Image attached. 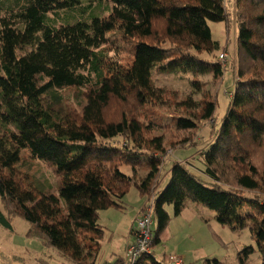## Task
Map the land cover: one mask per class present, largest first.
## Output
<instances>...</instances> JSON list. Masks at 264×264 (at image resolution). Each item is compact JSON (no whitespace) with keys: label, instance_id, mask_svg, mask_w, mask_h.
<instances>
[{"label":"trees","instance_id":"trees-1","mask_svg":"<svg viewBox=\"0 0 264 264\" xmlns=\"http://www.w3.org/2000/svg\"><path fill=\"white\" fill-rule=\"evenodd\" d=\"M85 1L108 14L57 25L81 0L0 5V228L14 233L20 219L25 238L66 263L95 264L86 251L98 252L105 234L99 212L122 208L134 188L153 213L150 251L133 264H173L175 254L154 253L171 239L168 212L178 217L188 203L231 231L247 229L256 250L238 260L256 252L264 264V0H233L235 70L220 119L199 78L225 71L215 54L228 37L214 41L209 23L227 22V0ZM165 75L190 92L166 86ZM190 149L202 155L203 180L173 157ZM20 151L51 168L54 191H37L18 171Z\"/></svg>","mask_w":264,"mask_h":264},{"label":"rangeland","instance_id":"rangeland-1","mask_svg":"<svg viewBox=\"0 0 264 264\" xmlns=\"http://www.w3.org/2000/svg\"><path fill=\"white\" fill-rule=\"evenodd\" d=\"M9 1L0 0V5H6ZM22 2L20 1L19 5H22ZM227 6L230 10V18L228 17L227 22L209 23L211 37L214 41H219L222 46H225L228 37L226 46L228 50L218 51L215 54L216 59L223 65L222 67H226L225 71L218 81H214L209 75L199 78L200 82L204 83L203 89L208 90L209 94L216 98L215 117L218 119L224 115L226 106L231 99L229 93L233 88L231 83L232 78H234L233 71L235 70L233 55L236 59L233 0H227ZM107 14L108 11L104 9L103 4L99 5L96 2L89 4L87 1L81 0L79 6L76 7V11H60L61 18L57 19L55 23L57 25L72 24L80 19L89 20L92 16L105 17ZM226 23L229 24L228 29L226 28L228 33L225 30ZM109 36L108 34L107 38ZM120 50L122 56L129 55L126 48H120ZM201 57L205 58L204 55ZM164 78L172 79V81L166 82V86L179 89L186 92V94L190 92L188 81H183L180 77L174 75H165ZM201 92V89L198 90L195 96H199ZM1 112H3V109H0ZM157 134L162 136L161 133ZM162 138L164 147L168 149L167 136L163 135ZM20 153L22 160L18 164V171L23 174H30L36 179V182H38L37 187L35 186L37 191L43 192L48 189L54 191L58 178L51 168L44 163L32 160L26 152L20 151ZM173 157L180 162H184L194 176L204 179L202 174L204 162L197 149L180 151ZM121 171L127 175L130 174L128 168H121ZM162 176V187L164 188L169 181L168 166L163 170ZM142 203L143 205L139 211ZM147 204L148 201L144 202V199L138 196L137 190L132 188L125 196L122 208L99 212V224L104 228L105 234L99 242L98 252H93L90 248L86 251V253L90 252L92 255H96L95 264H117L119 258H124L123 264L126 263L127 250L129 246L134 245L140 233L138 221L142 215L153 213L151 206L145 207ZM246 211L249 212V209L244 207L243 212ZM168 215L171 218L168 227L171 239L164 243V246H157L154 253L157 258L162 255L168 257V255L175 254L178 257L175 255L173 257L178 258L184 264H242L238 260V254L247 248L256 250V244L251 240L247 229L231 231L229 227L216 221L213 211L201 205L188 203L187 208L180 216L174 217L172 209L168 212ZM156 223L157 221L154 220L152 229H155ZM13 225L14 233H8L0 228V245L4 246L5 242H9L8 238H12L11 252L0 250V264H39L42 260L45 264H69L57 255L55 249L43 247L36 239L25 238L24 234L27 228L25 222L15 219ZM130 239H132L131 242L126 246ZM88 243L92 244L89 241ZM92 246L96 248V245L92 244ZM248 264H262L258 253L255 252L249 255Z\"/></svg>","mask_w":264,"mask_h":264},{"label":"built area","instance_id":"built-area-1","mask_svg":"<svg viewBox=\"0 0 264 264\" xmlns=\"http://www.w3.org/2000/svg\"><path fill=\"white\" fill-rule=\"evenodd\" d=\"M224 55L227 58V55L225 53ZM151 215H142L140 220L138 221V228L140 229V233L138 234L134 245L129 246L127 250L128 264H133L142 254L148 253L150 251V242L152 240V236L149 232V228L152 225ZM171 259L173 264H183L178 258H174L172 256Z\"/></svg>","mask_w":264,"mask_h":264},{"label":"crops","instance_id":"crops-1","mask_svg":"<svg viewBox=\"0 0 264 264\" xmlns=\"http://www.w3.org/2000/svg\"><path fill=\"white\" fill-rule=\"evenodd\" d=\"M142 205H143V203L140 205V207H139V211H140V209H141V207H142ZM2 237V236H1ZM11 237L10 238H8V240H9V242L8 243H4V246L3 245H0L1 247H0V250H3L4 252H8V253H10L11 252ZM131 240L132 239H130L128 242H127V244H126V246L131 242ZM1 241V240H0ZM161 253V252H160Z\"/></svg>","mask_w":264,"mask_h":264}]
</instances>
